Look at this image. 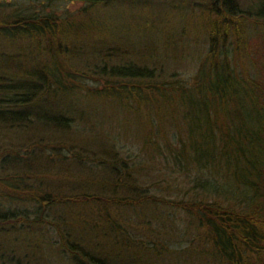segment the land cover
<instances>
[{"label": "trees", "instance_id": "obj_1", "mask_svg": "<svg viewBox=\"0 0 264 264\" xmlns=\"http://www.w3.org/2000/svg\"><path fill=\"white\" fill-rule=\"evenodd\" d=\"M17 1L0 0V137L23 136L0 140V264H178L191 252L152 228L159 204L149 177L136 174L141 162L113 143L83 155L68 138L73 119L57 101L96 96L154 104L162 163L181 166L182 147L192 152L190 198L168 199L193 223L189 244L198 238L216 264H264V0H203L206 47L185 79L135 64L117 43L82 44L71 17ZM165 117L177 134L164 129ZM69 160L97 173L91 189L80 188L77 172H56Z\"/></svg>", "mask_w": 264, "mask_h": 264}, {"label": "rangeland", "instance_id": "obj_2", "mask_svg": "<svg viewBox=\"0 0 264 264\" xmlns=\"http://www.w3.org/2000/svg\"><path fill=\"white\" fill-rule=\"evenodd\" d=\"M17 2L20 7L37 14L54 13L71 17L70 25L78 42L96 48L117 43L126 50V59L135 64L153 62L156 68H162L164 75L174 71L182 79L189 78L197 59L206 47L200 7L203 0H106L91 6H87L82 0ZM84 6H87L86 9H83ZM90 55L92 54L87 55L88 59L93 60ZM57 104L58 109L73 119L75 129L68 138L85 149L83 155L101 151L113 143L114 149L128 154L133 163L141 162L142 168L136 174L149 177V181H145L144 185L159 204L156 220L150 218L152 228L156 224L157 231L165 232L172 245L177 248L189 246L191 250L180 255L179 259L169 256L166 260L178 259V264H186L188 261L204 264L208 259L210 264H216L209 255L201 254L204 244L198 238L189 244L191 238H194L191 219L185 213L175 211L168 203V199L190 198V185L185 183L184 178H196L198 167L190 160L189 154L192 152L185 146L178 156L183 165H178L171 158L167 159V163L161 162L162 157L156 151V143L163 140L156 131L154 104L146 105V108L134 104L127 106L115 98L97 96L57 101ZM150 110L153 111L152 114L149 113ZM149 123L153 127L149 126ZM169 124L170 120L165 117L164 129L172 131L173 135L177 134L176 127ZM179 132L180 140L186 142V133L181 127ZM22 137L5 134L0 140L16 143L21 141ZM168 138L170 139L171 135ZM162 151L166 156L169 155L167 149L162 148ZM87 159L93 161L92 157ZM70 162L69 169L59 165L56 166V172H77L78 176H81L80 179L83 178L80 188L91 189L90 179L96 180L97 173L89 176V173L84 172L83 165L78 167L72 160ZM141 213L145 219L148 218L149 212L142 210ZM188 223L190 227L186 228ZM184 230L186 234L180 238L179 233ZM31 235L32 238L35 237L34 234ZM39 249L47 250L46 246Z\"/></svg>", "mask_w": 264, "mask_h": 264}]
</instances>
